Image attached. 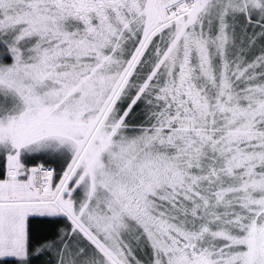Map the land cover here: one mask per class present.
<instances>
[{"label":"snow or ice","instance_id":"1","mask_svg":"<svg viewBox=\"0 0 264 264\" xmlns=\"http://www.w3.org/2000/svg\"><path fill=\"white\" fill-rule=\"evenodd\" d=\"M0 264H264V0H0Z\"/></svg>","mask_w":264,"mask_h":264}]
</instances>
